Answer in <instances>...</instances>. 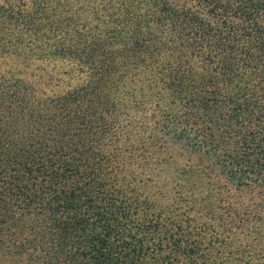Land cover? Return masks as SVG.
<instances>
[{"label":"trees","instance_id":"obj_1","mask_svg":"<svg viewBox=\"0 0 264 264\" xmlns=\"http://www.w3.org/2000/svg\"><path fill=\"white\" fill-rule=\"evenodd\" d=\"M44 54L89 80L0 71V264H264V0H0Z\"/></svg>","mask_w":264,"mask_h":264},{"label":"rangeland","instance_id":"obj_2","mask_svg":"<svg viewBox=\"0 0 264 264\" xmlns=\"http://www.w3.org/2000/svg\"><path fill=\"white\" fill-rule=\"evenodd\" d=\"M85 31H87L86 27H82L81 32L84 33ZM0 71L14 74L18 72L26 79V83H32V85L37 89L40 88V91L43 92H61L77 87L89 80V75L86 74L85 69L83 70L76 63L69 59L47 54L30 59H23L21 57L18 59L1 58Z\"/></svg>","mask_w":264,"mask_h":264}]
</instances>
